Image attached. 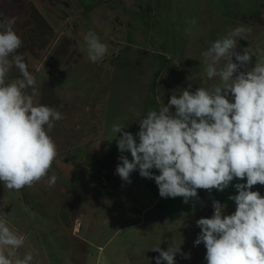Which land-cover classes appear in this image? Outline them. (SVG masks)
<instances>
[{"label": "rangeland", "instance_id": "1", "mask_svg": "<svg viewBox=\"0 0 264 264\" xmlns=\"http://www.w3.org/2000/svg\"><path fill=\"white\" fill-rule=\"evenodd\" d=\"M6 19L23 42L18 53L34 76L27 89L34 104L63 116L49 132L57 157L48 176L19 191L0 182V216L25 241L18 255L31 252V264H155L154 247L180 245L177 256L198 246L196 222L214 211L207 198L223 200L224 215L234 213L229 197L246 178H234L223 191L198 189L204 206L161 197L154 179L138 169L130 183L123 181L119 157H132L118 150L122 133L111 129L123 124L136 137L138 120L167 105L174 91L218 83L207 79L201 53L229 28L250 29L236 49L252 53L247 70L264 61V0H0V22ZM89 31L108 48L97 63L87 55ZM19 78L13 67L7 80ZM251 190L264 196V185ZM200 252L178 264L204 260L194 259Z\"/></svg>", "mask_w": 264, "mask_h": 264}, {"label": "clouds", "instance_id": "2", "mask_svg": "<svg viewBox=\"0 0 264 264\" xmlns=\"http://www.w3.org/2000/svg\"><path fill=\"white\" fill-rule=\"evenodd\" d=\"M187 23L185 33L191 35L196 20ZM13 24V19L0 22V182L19 191L48 176L57 157L49 132L63 116L52 107L34 104L28 93L35 80L24 55L18 53L23 42ZM249 31L243 24L229 28L202 51L206 77L218 78V83L195 92L174 91L167 105L138 120L136 137L123 124L111 129L122 133L118 150L132 157L130 161L121 155L116 173L130 183V174L138 169L141 177L154 179L163 198L183 197L187 203L197 197L198 189L223 191L234 178H246V183L235 185L238 194L229 197L236 204L234 213L224 215L225 206L214 200L212 217L196 222L201 231L194 243L203 242L207 264H264V196L251 190L264 185V61L247 70L252 53L248 48L242 54L236 51ZM84 39L89 60L101 61L107 45L93 31ZM13 67L21 78L8 81ZM152 169L159 175H153ZM56 179L53 174L49 185ZM24 242L0 216V264H31V252L18 255ZM152 250L159 253L156 264H175L181 252L175 244Z\"/></svg>", "mask_w": 264, "mask_h": 264}, {"label": "crops", "instance_id": "3", "mask_svg": "<svg viewBox=\"0 0 264 264\" xmlns=\"http://www.w3.org/2000/svg\"><path fill=\"white\" fill-rule=\"evenodd\" d=\"M191 200H195L200 206L202 205V206H204V203H205V201H200V199H199V197H196V198H190ZM206 199V198H205ZM208 200H212L211 201V206L213 207V201L215 200V201H218L217 199H216V197H212V198H207ZM222 202H223V200H222ZM221 201H220V203H222ZM229 206H230V204H228ZM228 205H227V207H228ZM210 206V207H211ZM211 207V208H212ZM227 211V214L229 213V212H233L232 210H231V206H230V209L229 210H226ZM145 212V211H144ZM214 213V211H212L211 212V214H213ZM197 252V251H201L200 252V254L198 255V256H195L194 257V259L195 258H199V259H202L203 257H204V260H200V261H195L194 260V264H206V262H205V256H206V248H205V246L203 245V244H200V245H198V246H196V247H192V248H189V247H187L186 248V251L184 252V253H181V254H179V255H177L176 257H175V264H178V261L182 258V257H184V256H186L189 252ZM187 253V254H186ZM152 261H153V263H155L156 264V259H155V256H153L152 257ZM162 264H167V262L166 261H163L162 262ZM180 264V263H179Z\"/></svg>", "mask_w": 264, "mask_h": 264}, {"label": "trees", "instance_id": "4", "mask_svg": "<svg viewBox=\"0 0 264 264\" xmlns=\"http://www.w3.org/2000/svg\"><path fill=\"white\" fill-rule=\"evenodd\" d=\"M154 256H155V258L158 257V256H159V253L156 252V253L154 254Z\"/></svg>", "mask_w": 264, "mask_h": 264}, {"label": "water", "instance_id": "5", "mask_svg": "<svg viewBox=\"0 0 264 264\" xmlns=\"http://www.w3.org/2000/svg\"><path fill=\"white\" fill-rule=\"evenodd\" d=\"M61 31V30H60Z\"/></svg>", "mask_w": 264, "mask_h": 264}]
</instances>
